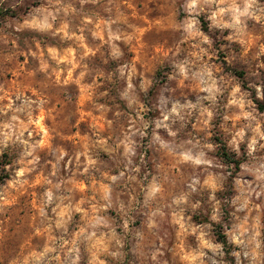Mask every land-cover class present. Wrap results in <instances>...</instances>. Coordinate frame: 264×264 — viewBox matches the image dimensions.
Segmentation results:
<instances>
[{
  "label": "clouds",
  "instance_id": "1",
  "mask_svg": "<svg viewBox=\"0 0 264 264\" xmlns=\"http://www.w3.org/2000/svg\"><path fill=\"white\" fill-rule=\"evenodd\" d=\"M150 2L161 18L154 30H170L174 39L171 43L157 41L159 51L150 60L142 48L135 61L123 60L104 76L119 87L114 94L110 90L99 93L106 103L94 106L101 112L115 110L116 115L105 124L110 130L115 124L118 130L108 135L95 130L84 148L69 157L85 180L95 172L107 187L103 192L90 189L95 199L86 202L92 203V210L76 222L67 205L63 215L57 212L64 200L71 203L74 190L67 187L71 182L46 181L50 188L44 194L41 215L44 205L57 201L53 217L46 218L47 240L39 252L30 251L23 260L13 257L7 264H82V249L91 254L97 248L90 264H104L98 260L99 253L107 251L109 244L117 249L121 246L113 224L100 215L112 206L109 193L136 182L141 173L146 177L160 166L161 158L184 172L179 168L176 173L169 171L161 181L153 175L146 198L164 202L151 213L148 231H159L167 214L180 224L181 239L191 235L196 241L183 253L190 264H264V0ZM33 11L43 14L45 8L41 5ZM49 17L56 19L47 12L39 23L32 17L15 30L52 29ZM115 39L132 47L135 34L122 32ZM234 45L241 51L222 59L220 52H231ZM124 56V51L114 48L103 63L121 61ZM252 61L254 68L245 78V88V80L236 77L234 70L238 62ZM33 103L25 99L18 107L0 106V161L6 152L20 150L19 158L0 164V170L19 164L31 171L39 161V145L30 142L28 132ZM21 112L27 122L19 119ZM68 155L64 149L57 151L50 175H56ZM61 190L69 195L54 197V191ZM201 211L208 215V223L194 226L192 216ZM119 226L128 231L127 221ZM217 227L223 240L215 235ZM110 255L116 257L119 252ZM162 255L157 248L148 257L150 264H160L157 258ZM0 264H4L2 258Z\"/></svg>",
  "mask_w": 264,
  "mask_h": 264
},
{
  "label": "rangeland",
  "instance_id": "2",
  "mask_svg": "<svg viewBox=\"0 0 264 264\" xmlns=\"http://www.w3.org/2000/svg\"><path fill=\"white\" fill-rule=\"evenodd\" d=\"M41 5L45 8L43 14L33 11ZM47 12L56 17L54 21L49 17L52 29L41 31L22 27L20 31L15 30L32 17L39 23ZM160 24L156 5L150 0H51V3L48 0H3L0 3V106L12 104L18 107L25 99L35 102L28 132H31L30 142L39 145L36 153L39 161L31 171L19 164L6 171L0 170L8 175L0 182V258L4 264L17 256L23 260L30 251L39 252L45 244V229L57 203L54 199L44 205L41 215L42 200L46 199L44 194L50 188L46 181L71 182L67 183V187L74 190L71 203L64 200L57 212L63 215L64 205H67L72 221L76 222L84 212L92 210V203L86 202L95 199L90 189L103 192L107 187L103 177L95 172L85 180L78 174L75 164L69 162V157L73 151L84 148L85 141L93 138L95 130L103 135L118 130L115 124L111 130L105 124L116 115L115 110L101 112L94 106L106 103L99 93L110 90L114 94L119 87L118 82L110 84L104 76L123 60L135 61L142 48L150 60L151 54L159 51L157 41L171 43L174 37L170 30H154L153 26ZM122 32L135 34L132 47L125 40L115 39ZM114 48L124 51L125 56L121 61L109 59L104 64ZM240 51L239 45H234L231 52H220V57L223 59ZM252 51L255 49L250 50V54ZM254 64V61L238 62L234 70L236 77L245 80V88V78ZM137 68L139 70L141 66L137 65ZM20 93L23 95L17 98ZM19 119L27 122L28 117L21 112ZM28 132H25L26 137ZM59 149L69 151V155L60 162L53 176L50 173ZM19 151L6 152L0 164H11L19 158ZM100 156L107 159L104 153ZM159 165L146 177L141 173L136 182L121 185L109 193L112 206L100 215L113 224L121 246L117 249L109 244L107 251L99 253L98 260L104 264H150L148 257L157 248L163 252L157 258L160 264L165 261L167 264H190L183 258V253L194 247L196 241L191 235L181 239L180 224L172 222L171 216L166 214L159 231L147 229L151 213L164 200L146 198L145 189L153 175L161 181L169 171L176 173L179 168L172 167L166 158H161ZM179 171L184 172V169L179 168ZM53 194L54 197L69 195L63 190ZM161 210L167 213L166 209ZM124 221H127L126 233L119 226ZM191 223L194 226L208 223V215L198 212L192 216ZM220 233L217 227L215 235ZM97 244L103 245V241L98 240ZM98 251V248L94 249L90 254L82 249V264H90ZM112 251H118L119 255L112 257Z\"/></svg>",
  "mask_w": 264,
  "mask_h": 264
},
{
  "label": "trees",
  "instance_id": "3",
  "mask_svg": "<svg viewBox=\"0 0 264 264\" xmlns=\"http://www.w3.org/2000/svg\"><path fill=\"white\" fill-rule=\"evenodd\" d=\"M261 109H264V105L261 106ZM225 155H226V153H225ZM5 164H7V162L4 163L3 165H5ZM3 171H4V170H3ZM6 178H8L7 173H0V182L4 181ZM218 236H219V238H220L221 240L224 239V236H223L221 233L218 234Z\"/></svg>",
  "mask_w": 264,
  "mask_h": 264
}]
</instances>
